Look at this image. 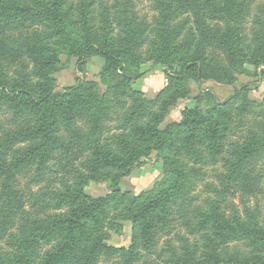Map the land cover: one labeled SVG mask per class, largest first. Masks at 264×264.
Returning a JSON list of instances; mask_svg holds the SVG:
<instances>
[{
  "label": "trees",
  "instance_id": "16d2710c",
  "mask_svg": "<svg viewBox=\"0 0 264 264\" xmlns=\"http://www.w3.org/2000/svg\"><path fill=\"white\" fill-rule=\"evenodd\" d=\"M151 1L159 14L149 26L137 21L129 5L115 0L109 8L124 15V20L121 36L113 38L110 17L104 21L109 29L92 27L89 13L92 0H81L75 10L77 21L62 14V0H0V110L6 108L15 117L28 116L33 120L10 138L11 144L23 141L28 145L17 151L11 162L0 163V180L7 192L4 200L9 208L6 218L4 212L0 218V239H5L12 248V252H0V264H97L104 255L119 256L112 264H155L161 239L172 234L175 240L165 241V264H264V221L248 207L241 214L236 204L223 206L225 200L217 199L206 209H193L191 213L199 221L192 230L210 232L202 241L194 242L183 236L182 231L174 230L170 214L172 204L187 198L186 181L191 173L183 169L181 157L202 163L205 152L224 153V142L231 147L226 159L228 172L221 175L224 189L230 190L241 183H248L249 190L257 188L251 171L246 169L256 163L258 155L264 154V135L252 136L243 143L229 136L233 130V113L255 104L247 97L251 85L235 90L225 102H220L211 90H202L198 96L191 97V85L195 83L201 88L205 80L220 82L225 77L234 81L235 74L264 76L261 69L264 10L255 22L254 47L248 49L245 20L249 0ZM40 25L54 29L48 33ZM149 32L154 37L147 51L148 60L162 68L168 90L193 103L185 106L178 122L164 128L157 127L162 116L154 111L151 115L156 124L142 120V116L152 111L153 102L142 99L134 103L128 117L132 134L153 144L162 159L164 173L173 183L168 191L131 212L129 219L137 229L133 245L115 249L106 244L108 235L97 217L111 195L95 198L84 190L96 178L100 167L125 165L111 154L99 151L104 131L98 117L108 108L106 96L87 93V84L80 82L56 91L50 67L59 62L62 52L78 57L81 65L92 56H101L105 60L101 83L109 87L114 81L115 87L127 89L141 77L144 60L139 50ZM55 33L59 38L53 46ZM5 52L17 63L13 74L3 60ZM246 63L254 67V74L245 68ZM236 101H240L239 107ZM80 122L91 125L89 134L82 133ZM61 129L77 131L74 144L60 134ZM88 151L90 155L85 158ZM57 153L72 161L59 186L46 188L40 196L43 207L46 205L48 209L47 202H51L54 210L24 222L10 234L14 214L24 204V193L14 187L18 177L32 169L37 176L43 175ZM83 158L85 161L78 166L77 162ZM226 191L219 190L218 195ZM226 209H231L232 214L228 215ZM184 213L189 212L184 209ZM187 218L188 227L192 221ZM178 240L182 241L180 246L176 244ZM234 240L248 241V254L223 255L222 249Z\"/></svg>",
  "mask_w": 264,
  "mask_h": 264
},
{
  "label": "rangeland",
  "instance_id": "374dc122",
  "mask_svg": "<svg viewBox=\"0 0 264 264\" xmlns=\"http://www.w3.org/2000/svg\"><path fill=\"white\" fill-rule=\"evenodd\" d=\"M114 1L92 0L89 13L91 25L96 30L103 26L109 29V25L104 21L108 19L107 17H110V36L118 38L123 30L121 23L124 20V15L119 14L116 9L109 8L110 5L114 4ZM122 1L125 5H129V9L136 14L137 21H143L152 26L158 17L156 4L151 0ZM30 2L32 3V1ZM80 3L81 0H62V14L64 12L77 21L75 10ZM263 10L264 0H249V14L245 20V40L248 49L254 47L253 39L257 24L255 22L259 16H263ZM39 27L48 33H51L54 29L45 25ZM55 34L52 38L53 46L56 39L59 38L58 33ZM153 37V34L149 32L145 44L139 50L144 60L141 66V77L127 89L115 87L116 82L114 81L109 87L101 83L100 73L105 64V60L101 56H92L86 59L85 65H81L78 57H69L68 54L62 52L59 62L50 67L53 72V86L56 91L73 87L80 82L87 84V93L106 96L108 108L98 117L104 131L100 138L102 141L98 144L99 151L111 154L114 158L123 161L125 165L121 168L100 167L95 173L96 178L91 179L84 190L89 196L95 198L111 195L109 202L100 210L97 217L99 222L104 225L103 231L108 235L106 244L115 249H128L133 245L137 229L134 228L132 221L129 219L131 212L136 210L139 205L148 202L150 199H156L159 195L168 191L167 189L173 183L171 177L164 173L162 159L157 156L153 144L132 134L128 117L134 103L142 99L153 102L152 111L142 116V120L145 123L153 121V124H156L157 121H154V115H151L154 114V111L162 116V121L157 126L160 128H164L172 122H178L185 106L193 103L190 99L174 95L168 90V80L162 68L154 66L148 60L147 51ZM56 47L62 51V48L58 45ZM3 60L10 73L13 74L17 66L14 58L5 52ZM245 68L251 73H255L254 67L249 63L245 64ZM261 69L264 71V66ZM234 79L232 81V78L225 77L220 82L213 79L205 80L202 82L201 88L193 83L191 85V97L198 96L202 90H211L220 102H225L234 94L235 90L240 89L243 85H251L247 97L255 104L247 110L244 109L243 112L239 110L233 113V130L229 134L233 140H239L240 143H243L252 136L261 137L264 135V76L254 77L253 75L235 74ZM239 102L236 101V107H239ZM28 121L33 122L28 116L15 117L6 108L0 110V163L11 162L15 153L28 145L23 141L13 142V144L10 142L12 134L26 126ZM90 126L86 122L78 123L79 129L85 135L89 134ZM76 132L66 129L60 130V134L65 136L71 144L76 141L74 137ZM224 143V153L212 155L205 152V159L202 163L195 164L189 157H181L183 169L187 173H191L186 181L187 198L185 201L178 199L172 204L170 214L174 230L176 232L178 230L182 231L181 234L189 238L190 242L202 241V237L210 233L205 230H192L199 218L194 216L195 214H192L191 211L198 207L206 209L217 199L225 200L223 206H226L227 203L236 204L238 206L237 210L241 214L248 207L250 211L259 215L261 221H264V154L258 155L255 160L256 163L246 169L251 171L257 186L255 190H249L248 183H241V185H234L226 191L221 184L223 183L221 175L228 172L226 159L229 157L231 147L229 146L230 143ZM75 150H77V146ZM84 155H86V158L90 155V152L88 151ZM71 161L72 158L66 159L61 153H57L49 162V167L43 175L37 176L36 170L32 169L26 175L18 177L14 187L24 193V204L14 214L13 225L9 230L10 234L15 233L24 222L43 217L47 212L54 210L53 207L55 206L51 202H47L50 204L49 211L46 205L43 207V204L40 203L42 202L40 196L46 188L59 186L61 177L69 169ZM82 161H85V159L78 161V166H81ZM120 175L122 176L120 177ZM219 190L226 192L219 196ZM6 195L7 192H5L2 180H0V218H2L3 212L5 218L8 213L9 208L4 200ZM184 209L189 213H184ZM232 212L231 209H226L228 215H231ZM187 217H189V221H192V224L188 227L185 226L188 221ZM171 238L175 240L174 234L161 239L158 249L160 251L154 258L155 264H165V241ZM177 242V246L182 243L179 240ZM249 250L248 241L234 240L227 247H224L221 253L225 256L230 254L246 255ZM0 252H12V248L7 245L5 239H0ZM118 257L117 255L108 258L104 255L98 260L97 264H112L118 261Z\"/></svg>",
  "mask_w": 264,
  "mask_h": 264
}]
</instances>
